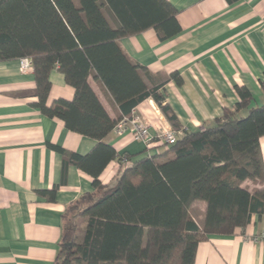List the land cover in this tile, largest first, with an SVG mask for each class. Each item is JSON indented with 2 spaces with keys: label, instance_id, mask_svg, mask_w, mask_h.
I'll return each mask as SVG.
<instances>
[{
  "label": "trees",
  "instance_id": "trees-1",
  "mask_svg": "<svg viewBox=\"0 0 264 264\" xmlns=\"http://www.w3.org/2000/svg\"><path fill=\"white\" fill-rule=\"evenodd\" d=\"M176 8L168 0H0V60L29 57L36 105L74 132L97 141L81 155L50 145L62 164L92 176V190L64 213L71 233L59 243L50 264H194L197 241L185 232L230 235L244 229L253 215H264V163L259 139L264 135V102L237 87L240 101L220 117L194 130L184 129L165 101V82L147 86L148 71L122 50L120 38L152 28L163 41L180 32ZM74 88L67 100L46 99L53 68ZM106 89L122 114L109 116L88 79ZM167 79L181 84L177 71ZM264 93V80L260 81ZM151 99L180 135L157 152L119 154L103 139L122 115ZM246 109L245 115L239 111ZM118 158L110 184L99 174ZM245 180L256 184L249 190ZM56 187L40 190L52 200ZM204 204L199 225L189 214ZM85 219L81 237L75 218Z\"/></svg>",
  "mask_w": 264,
  "mask_h": 264
},
{
  "label": "crops",
  "instance_id": "crops-1",
  "mask_svg": "<svg viewBox=\"0 0 264 264\" xmlns=\"http://www.w3.org/2000/svg\"><path fill=\"white\" fill-rule=\"evenodd\" d=\"M168 1L177 10L179 33L161 41L148 28L120 38L119 44L131 61L148 71V87L165 82L161 91L179 124L190 131L220 117L224 108L232 109L240 101L237 87L251 94L248 107L263 103L264 0ZM173 71L179 73L181 84L167 79ZM49 79L47 105L73 98L74 88L57 67ZM88 82L110 117L122 114L106 89L91 76ZM35 87L32 68L20 71L19 58L0 60V264H50L63 236L72 232V222L64 218L66 208L92 190V176L73 164L64 167L60 153L50 145L84 155L97 141L43 114L36 105ZM151 104L156 106L145 99L132 110L148 120L155 135L160 124H170ZM246 112L240 110L239 115ZM103 142L119 154L144 149L147 154L161 146L149 148L130 132L117 135L113 129ZM259 142L264 163V135ZM119 167L118 158L109 161L98 179L110 184ZM52 187V200L38 192ZM194 205L199 222L191 208L189 214L200 225L204 204ZM75 225L79 239L85 219L75 218ZM184 234L197 241L194 264H264V215H253L244 229L236 228L230 235Z\"/></svg>",
  "mask_w": 264,
  "mask_h": 264
},
{
  "label": "built area",
  "instance_id": "built-area-1",
  "mask_svg": "<svg viewBox=\"0 0 264 264\" xmlns=\"http://www.w3.org/2000/svg\"><path fill=\"white\" fill-rule=\"evenodd\" d=\"M32 68V62L29 57L19 58V69L22 72L28 71ZM152 109L158 115L159 109L157 106L151 104ZM150 123L140 113L132 110L129 115H122L113 127V131L117 135H121L128 131L133 139L143 142L147 147H157V145H171L176 142L177 138L183 134L182 129L175 130L167 123L160 124L154 134L150 132ZM156 145V146H155ZM157 152V150H154Z\"/></svg>",
  "mask_w": 264,
  "mask_h": 264
},
{
  "label": "rangeland",
  "instance_id": "rangeland-1",
  "mask_svg": "<svg viewBox=\"0 0 264 264\" xmlns=\"http://www.w3.org/2000/svg\"><path fill=\"white\" fill-rule=\"evenodd\" d=\"M161 149H163V146H160L159 147V150H161ZM248 180H246L245 182H243L244 184V186L245 187H248V188H251V189H253V188H255L256 186V184H254L253 182H251V183H248L247 182ZM191 209V212H192V215L194 216V219L195 220H199V210H198V206H196V205H192L191 207H190ZM199 222V221H198Z\"/></svg>",
  "mask_w": 264,
  "mask_h": 264
}]
</instances>
